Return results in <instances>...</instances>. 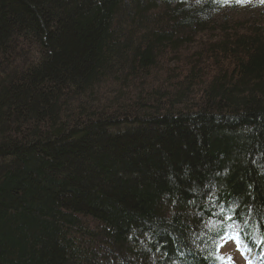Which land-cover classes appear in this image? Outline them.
Masks as SVG:
<instances>
[{"label": "trees", "instance_id": "16d2710c", "mask_svg": "<svg viewBox=\"0 0 264 264\" xmlns=\"http://www.w3.org/2000/svg\"><path fill=\"white\" fill-rule=\"evenodd\" d=\"M227 237L264 258V3L0 0V264Z\"/></svg>", "mask_w": 264, "mask_h": 264}, {"label": "rangeland", "instance_id": "374dc122", "mask_svg": "<svg viewBox=\"0 0 264 264\" xmlns=\"http://www.w3.org/2000/svg\"><path fill=\"white\" fill-rule=\"evenodd\" d=\"M220 251L226 258L230 257V261L233 264H257L259 260V258H255L253 255L245 254V249L242 248L241 244L235 239L225 240L221 244Z\"/></svg>", "mask_w": 264, "mask_h": 264}, {"label": "snow or ice", "instance_id": "6c2138e0", "mask_svg": "<svg viewBox=\"0 0 264 264\" xmlns=\"http://www.w3.org/2000/svg\"><path fill=\"white\" fill-rule=\"evenodd\" d=\"M236 2H237V3H243V2H245V0H236ZM260 2H261V3H264V0H260ZM227 219H232V217H227ZM227 239H232V237H227ZM237 239H238V237H237ZM258 243H259V242H258ZM219 247H220V246L218 245V248H219ZM238 247H239V244H238ZM218 259L223 260V259H225V258H224V257H218ZM227 259H228L229 262H230L231 258L228 257Z\"/></svg>", "mask_w": 264, "mask_h": 264}]
</instances>
